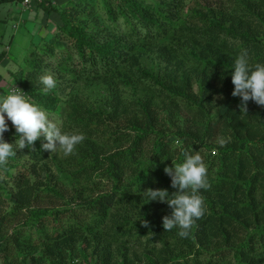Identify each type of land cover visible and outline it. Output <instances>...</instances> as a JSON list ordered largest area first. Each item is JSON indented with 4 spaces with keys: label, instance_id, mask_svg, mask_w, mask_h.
<instances>
[{
    "label": "trees",
    "instance_id": "1",
    "mask_svg": "<svg viewBox=\"0 0 264 264\" xmlns=\"http://www.w3.org/2000/svg\"><path fill=\"white\" fill-rule=\"evenodd\" d=\"M97 3H37L57 34L9 74L83 140L65 156L41 137L0 166V264H264V106L231 95L239 54L264 64V0ZM193 152L208 187L182 238L144 191L174 193L163 169Z\"/></svg>",
    "mask_w": 264,
    "mask_h": 264
},
{
    "label": "clouds",
    "instance_id": "2",
    "mask_svg": "<svg viewBox=\"0 0 264 264\" xmlns=\"http://www.w3.org/2000/svg\"><path fill=\"white\" fill-rule=\"evenodd\" d=\"M39 83L44 92L56 87V80L51 74L40 76ZM231 83V95L239 96L241 104L251 99L257 105L264 106V64L250 65L247 54H239L232 65ZM10 89L13 88L8 87L0 96V166L14 157L16 150L31 147L41 137L45 141L41 144L42 149L54 153L59 148L65 156L71 154L75 145L83 140V135L62 132L58 120L50 119L46 111L30 102L17 88L13 89L15 91ZM6 119L18 134L13 144L2 139L9 127ZM163 171L170 177L171 187L176 191L169 195L163 189H146L145 199L167 203L171 213L162 217V228L165 231L176 228V234L183 238L188 236L195 220L203 214V201L199 192L208 187L207 169L201 155L193 152L185 154L182 162L165 167Z\"/></svg>",
    "mask_w": 264,
    "mask_h": 264
},
{
    "label": "rangeland",
    "instance_id": "3",
    "mask_svg": "<svg viewBox=\"0 0 264 264\" xmlns=\"http://www.w3.org/2000/svg\"><path fill=\"white\" fill-rule=\"evenodd\" d=\"M71 1L74 0H50L51 4L58 8L65 6ZM98 1L89 0V3L92 6H96ZM192 3L188 1L186 5ZM34 4V2H31L29 6V9H34V11L31 10L32 12H29L28 8L22 7L20 0L0 2V52L4 51L5 53V60L0 62V96H3L8 87L14 86L13 77L9 74L24 66V60L33 48L32 44H38L37 46L41 45L42 47L44 40H48L51 36L57 34L56 28L59 25L58 15L56 13L47 14L41 7ZM43 12L45 13L44 20H41ZM33 22L36 25L41 24L44 29H41L40 34L47 33L48 36L42 38L41 35H37L38 29L36 30V35H34V29H32L31 24ZM67 46V42H61L57 50L59 51L62 47ZM47 60L50 62V59ZM49 118L53 119V117ZM5 122L11 125V122L7 119Z\"/></svg>",
    "mask_w": 264,
    "mask_h": 264
},
{
    "label": "crops",
    "instance_id": "4",
    "mask_svg": "<svg viewBox=\"0 0 264 264\" xmlns=\"http://www.w3.org/2000/svg\"><path fill=\"white\" fill-rule=\"evenodd\" d=\"M1 1H7V0H1ZM0 1V2H1ZM21 1V0H20ZM34 5H37V3H35ZM23 7V6H22ZM29 9V8H28ZM30 11L29 12H32V11H34V9H29ZM32 10V11H31ZM44 15H45V13L43 12V14H42V18H41V20H44ZM32 24V29H34V35H36V30L38 29V33H37V35L39 34V35H41L42 36V38H45V37H47L48 36V34L47 33H44V34H40L41 32V29H44V27L40 24V25H36V23L35 22H33V23H31ZM46 25V24H45ZM44 25V26H45ZM38 43V42H37ZM7 50H8V48H6ZM3 60H5V58L3 59ZM8 89V88H7Z\"/></svg>",
    "mask_w": 264,
    "mask_h": 264
},
{
    "label": "built area",
    "instance_id": "5",
    "mask_svg": "<svg viewBox=\"0 0 264 264\" xmlns=\"http://www.w3.org/2000/svg\"><path fill=\"white\" fill-rule=\"evenodd\" d=\"M41 0H22L21 3H22V6L23 7H26V8H29L31 2H34V3H39ZM9 91H15L13 89H10ZM8 91V92H9Z\"/></svg>",
    "mask_w": 264,
    "mask_h": 264
}]
</instances>
